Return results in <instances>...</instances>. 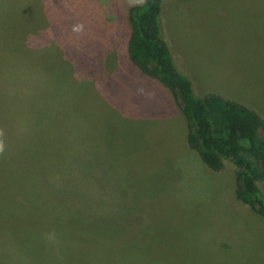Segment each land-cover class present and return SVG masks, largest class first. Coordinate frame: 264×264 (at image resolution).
Instances as JSON below:
<instances>
[{"label": "rangeland", "instance_id": "obj_1", "mask_svg": "<svg viewBox=\"0 0 264 264\" xmlns=\"http://www.w3.org/2000/svg\"><path fill=\"white\" fill-rule=\"evenodd\" d=\"M143 1L0 0V264H264L236 166L129 59ZM160 24L197 97L264 119V0H164Z\"/></svg>", "mask_w": 264, "mask_h": 264}, {"label": "trees", "instance_id": "obj_2", "mask_svg": "<svg viewBox=\"0 0 264 264\" xmlns=\"http://www.w3.org/2000/svg\"><path fill=\"white\" fill-rule=\"evenodd\" d=\"M163 0H144L130 11L128 54L142 74L174 95L188 126V145L212 170L225 162L236 168V198L264 216V119L243 104L219 94L196 96L192 82L176 67L162 36Z\"/></svg>", "mask_w": 264, "mask_h": 264}, {"label": "crops", "instance_id": "obj_3", "mask_svg": "<svg viewBox=\"0 0 264 264\" xmlns=\"http://www.w3.org/2000/svg\"><path fill=\"white\" fill-rule=\"evenodd\" d=\"M163 3H164V0H163ZM173 56V55H172ZM174 58V57H173ZM174 60V59H173ZM174 63H175V61H174ZM177 67V66H176ZM178 68V70L182 73V74H184L185 76H187V74L189 73L188 72V70H187V72H184V70H181V68H179V67H177ZM188 77V76H187ZM189 78V77H188ZM189 79H191V78H189ZM192 80V79H191ZM190 80V81H191ZM192 85H194V82H192ZM209 93H215V94H220V92L219 91H213V90H209L208 91ZM222 93V92H221ZM228 99H230V98H228ZM188 136V135H187ZM188 141V140H187ZM190 148V147H189ZM227 164L228 163H226L225 162V168H226V166H227ZM222 171V170H221ZM225 172V171H224ZM227 172V171H226ZM217 174V173H216ZM236 175V174H235ZM237 183V182H236ZM258 186H259V188H260V190H261V192H262V194H263V196H264V181L263 182H261V185H259V183H258ZM238 200V199H237ZM247 209H248V212H249V214L252 216V218H255V217H258L259 215L262 217V219L264 220V216H262L261 214H259L258 212H256L254 209H252V208H250V207H247ZM259 216V218H261ZM262 224L264 225V221L262 222Z\"/></svg>", "mask_w": 264, "mask_h": 264}]
</instances>
